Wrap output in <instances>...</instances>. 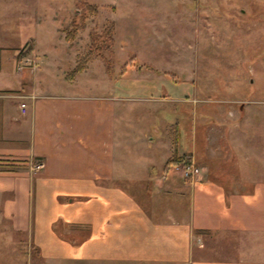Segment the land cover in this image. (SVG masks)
I'll list each match as a JSON object with an SVG mask.
<instances>
[{
	"label": "crops",
	"instance_id": "1",
	"mask_svg": "<svg viewBox=\"0 0 264 264\" xmlns=\"http://www.w3.org/2000/svg\"><path fill=\"white\" fill-rule=\"evenodd\" d=\"M10 31L0 25V264H264V179L246 165L247 145L232 132L220 162L243 150L245 164L215 167L195 152L194 130L186 148L166 115L142 108L134 124L114 112L131 96L176 99L192 84L110 89L99 102L38 93L33 69L10 67ZM184 154L200 167L193 178L168 168Z\"/></svg>",
	"mask_w": 264,
	"mask_h": 264
},
{
	"label": "rangeland",
	"instance_id": "2",
	"mask_svg": "<svg viewBox=\"0 0 264 264\" xmlns=\"http://www.w3.org/2000/svg\"><path fill=\"white\" fill-rule=\"evenodd\" d=\"M15 1L23 14L9 16ZM0 11V25L11 30L4 36L16 37L10 67L33 69L38 93L99 102L110 89L164 91L170 79L187 81L188 95L154 102L131 96L114 112L130 113L134 124L142 108L166 115L186 148L194 130L195 152L215 167L244 166L243 150L220 162L233 132L247 145L249 170L264 179V0H0Z\"/></svg>",
	"mask_w": 264,
	"mask_h": 264
},
{
	"label": "built area",
	"instance_id": "3",
	"mask_svg": "<svg viewBox=\"0 0 264 264\" xmlns=\"http://www.w3.org/2000/svg\"><path fill=\"white\" fill-rule=\"evenodd\" d=\"M28 57H24L23 61H27ZM22 65L18 64V68H21ZM20 108L22 111L25 109V102L20 103ZM43 165L41 161H38L34 164V168H40ZM168 168L178 171L184 178H193L199 172V166L195 163L192 158L188 159H177L171 162Z\"/></svg>",
	"mask_w": 264,
	"mask_h": 264
},
{
	"label": "trees",
	"instance_id": "4",
	"mask_svg": "<svg viewBox=\"0 0 264 264\" xmlns=\"http://www.w3.org/2000/svg\"><path fill=\"white\" fill-rule=\"evenodd\" d=\"M111 27H112V25L110 24L107 28V32L111 31ZM184 156H186L185 158H187V159L190 157L189 155H186V154H184ZM173 159H174V161L176 160L175 156L171 160H173Z\"/></svg>",
	"mask_w": 264,
	"mask_h": 264
}]
</instances>
